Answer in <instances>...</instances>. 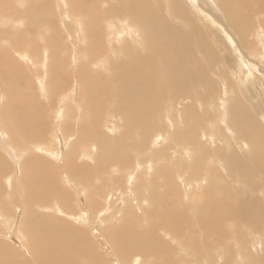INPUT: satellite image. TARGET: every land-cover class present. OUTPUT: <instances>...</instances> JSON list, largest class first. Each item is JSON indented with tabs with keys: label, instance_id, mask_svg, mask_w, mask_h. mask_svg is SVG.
<instances>
[{
	"label": "bare ground",
	"instance_id": "bare-ground-1",
	"mask_svg": "<svg viewBox=\"0 0 264 264\" xmlns=\"http://www.w3.org/2000/svg\"><path fill=\"white\" fill-rule=\"evenodd\" d=\"M88 1L89 0H69L68 2H71L72 4L70 3L69 11H67V12L72 11V12H78V13H85V11H86L85 3ZM117 1L121 4V8H118L117 10H115L113 12L110 11V9L99 10L98 2L103 3V0L97 1V2L93 1L94 6H91L92 8L87 9V12L98 9V12H100L102 14V18H101L100 23H99L100 28H103V22L104 21H105V25L107 27L106 32L99 33L97 35L91 34V36H93V37L96 36L95 40H96L98 48H99V40H103L101 50L104 53L100 52L101 50L99 52L102 54H98L99 52L95 53L96 55H100V59H98V62L100 63V65L105 66L106 63L110 62L109 54H110V56L115 55V53H113L114 47L111 45H113L112 42L118 43L117 42L118 36L116 37V40H115L116 35H119L120 43H123L124 42V39L122 37L123 34H127V33L134 34V33H136V35H132L131 42H130L131 45L129 46L130 48L128 47L129 49L127 50V55H126L127 59H125V61H121V59H122L121 58L120 64L117 66L119 69V72L121 74V75L117 74L119 83H122L125 86L127 85L128 86L127 88L130 89L131 96L135 100H137L136 103L131 104L132 106H120V108H118V111L120 112V114L121 115L123 114L122 120H127V127L126 128H128L129 131L132 132L131 133V140L134 139L136 136H139L140 133L144 130L143 125H141L140 122L136 123V122L132 121L134 118H136L135 117L136 114L134 111L135 110L137 111L138 109L143 108L141 106L143 101H144L143 102L144 104L148 105L147 99L149 97L151 98L154 95H157L160 90L163 91L164 89H169V91H170L172 89H175L176 94L175 93L174 94L177 96H180V97L189 96V98H190V96L192 94L193 97H195L197 100H199L198 99L199 98V92L197 91V88H199L200 86L205 84L206 81H208L207 85H211L213 80H210L211 78L208 77V72L204 68H202L201 58L198 56L203 54L204 56H206V58H211V59H212V57H217L216 56V50H213V49H216L217 47H219V49H220V46L222 43L225 46L226 45L225 38H227L228 36H229L228 37V45L231 49V56L233 58V61H230L228 63L232 64V67H234V69H235L234 74H233V72L230 71L231 67L228 66V63H227L230 74L236 75V77H237L238 73L242 72L243 76L242 77L239 76V78L237 79V83L240 82L241 84H243V81L248 82V86H253V88H254V84L257 82L260 89L264 90V54L258 55V53L255 52L256 50H259L262 48L264 49V44H262V42L264 40V34H262V36L259 39H256L257 41L256 40L254 41L256 46L253 45V47H252L250 44L246 43L245 38H243L242 44L244 46H242V44L239 43L237 40L239 38L236 39L228 27V22L231 24L230 20H233L234 24L238 25V26H240L241 23H245L247 21L246 17H244V12H245V8H246L245 2L247 3V0H160L159 3L152 2L151 0H117ZM214 1L217 5L214 4ZM60 2H61V0H60ZM63 4L64 3H62V5ZM215 6H216V8H215ZM14 8H16V7H14ZM6 9H7V7H6ZM12 10H14V9H12ZM60 10H62V9H60ZM105 12H107V13L104 16ZM164 12L167 13L168 16H170V14H172L174 17H177V18L180 17L181 20L184 18L190 26H192V25L190 24L189 16H192L194 20L197 18V21H199L203 27L201 25L199 28H194L192 26V27H190L192 29L190 31H187V32H186V30L184 31V30H181L179 28L177 31H175L171 28H177V26H176L177 24L176 25L171 24L170 17H167V15L164 14ZM114 14L115 15L119 14L120 16H117V18H116L114 16ZM49 15H50V13H49ZM95 16H96V14H95ZM124 16H128L129 21H127L124 18ZM238 17H242L243 19L241 21H238L237 20ZM82 18L84 19V16ZM76 19H78V18H76ZM48 21H50V20H48ZM133 21L135 22V24H133L134 23ZM171 21H173V20H171ZM2 22L7 23L8 19H4V20H2ZM74 23H77V22H74ZM37 24H39V23L37 22ZM27 25H29V24H27ZM114 25H117L120 28H114ZM74 26H78V25H74ZM78 27H81V25ZM82 27L84 28L85 26L82 25ZM86 27H88L87 29H89V22L88 21H86ZM70 28H73V27H70ZM30 29H33V28L30 27ZM117 29H119V32L116 31ZM183 29H185V28H183ZM15 30H13V31H15ZM211 31H218V32L212 33V36L210 37L212 42L210 44V43H208L207 39H205V37L208 38V40H209V36H210L209 32H211ZM240 31L243 33L242 30H240ZM98 32H100V31H98ZM114 32L116 33V35ZM192 36H195V38ZM200 36H203V37H200ZM197 37H199V41L196 40ZM16 38H18V37H16ZM49 40L52 41L51 38H49ZM90 40L91 39H89V42H90ZM103 43L106 45H103ZM132 44L134 47L132 46ZM191 44H193V46H191ZM212 44L217 46V47H214ZM254 46H255V48H254ZM61 48H63V47H61ZM61 48L59 47L60 50H61ZM253 48H254V50H252ZM44 50H45V48H44ZM85 50H90V49L87 48ZM217 50H218V48H217ZM65 51H66V49H65ZM34 52L35 51H33L32 53L34 54ZM140 52H141V54H140ZM88 53H90V52H88ZM123 53H124V51H123ZM250 53H253V54L250 55ZM36 55H39V54H35V57H36ZM90 55H91V53H90ZM92 55L95 56L94 54H92ZM78 56H79V54H78ZM84 56H86V55H84ZM112 56H111V58H113ZM19 57H22L25 64H28V63L30 64V62L32 61V58L29 57L25 51L19 52L18 53V60H19ZM59 58H61V57H59ZM86 58H87V56H86ZM91 58H95V57H90L89 58L90 61H91ZM16 59H13L11 57L10 53H8V52L3 54L0 57V69H4V70H16L17 69V71H15V72H19L21 70V67H20V65L18 66L19 63L17 62ZM116 60H118L116 62L118 64L119 59H115V61ZM44 61H46V58L45 59L41 58V61H38V62H41V65H42V63ZM93 61H96V59H94ZM38 62H36V64ZM46 62H48V61H46ZM83 64H85V62ZM189 64L193 65L192 67H194V72L191 69L190 74H186L187 70H188L187 68H189ZM31 65H35L34 61L32 62ZM61 65H62V63H61ZM87 65H88V63H87ZM42 67H43L42 68L43 70L41 69L42 71H39L40 72V73H38L39 75L36 76V79L38 80L37 84L40 85V86L38 85L39 86L38 90L43 94L41 96H44L45 98L47 97V94H48V100L50 101V103H52V101L54 100V102H55V99H56V98L53 99V96L57 97V95L56 96L54 95V92H60V91H58V90L55 91L53 89L55 86V85L54 86L52 85V84H54L53 79L51 81L52 84L49 82L50 87L52 86L53 88H50V87L47 88L48 84L46 86V83H45V82H47V80H46L47 79L46 64L42 65ZM49 67H51V65H49ZM101 67H103V66H101ZM95 70H96V72H98L100 70V68H99V70H97V68L94 69V71ZM55 71H54V73H56ZM83 71H86V74L88 73V76L86 74H82ZM96 72H93V73H96ZM10 73L14 74L13 72H10ZM21 73H19V75H21ZM51 73H53V72H51ZM59 73L61 74V72H59ZM66 73H69V72H66ZM78 73H79V76L81 79L85 78V76L89 77L88 78L89 80L95 79L96 81H94L93 83L96 86L102 87L104 89L107 88V85H106V82L104 81V78L101 77V75H100L99 77L101 79H97L96 78L97 75L94 77L88 68H85V70L83 69L81 72L78 71ZM15 74H17V73H15ZM98 74H100V73H98ZM23 75H24V72H23ZM55 75H58V74H55ZM4 76H8V75L5 74ZM53 77H54V75H53ZM71 77H73V76H71ZM8 78H11L10 74H9ZM14 79H15V77H14ZM57 79H59V78H56V80ZM71 79H73V78H71ZM88 79L87 80L85 79V80L88 81ZM15 80H17V79H15ZM56 80H55V83L58 82ZM24 81L25 80H23L22 83ZM26 81H27V79H26ZM69 81H70V79H69ZM14 82L16 83V81H14ZM89 83H91V82L89 81ZM89 83H87V82L85 83V81H82V83H80L81 85L78 86L79 92L81 91V89L85 90L83 92L81 91L82 93H78L76 84L75 85H71V84L69 85L67 82L65 83V85L62 88L63 91L61 89V91H62V92H60L61 93V97H60L61 100H59V99L56 100V101H58V104H57L58 108L55 111L52 109L56 113L55 121L57 120L56 121L57 123H56V125L54 124L52 127H49L50 125L48 126L49 129L53 128V131L51 134V136H52L51 140H53L54 146H47L46 143L42 141L44 139L43 134L47 133L46 130H44V131H46L44 133L39 132V131L38 132H32V130H31L36 125H39L41 127L43 125L47 126V123L49 122V121L47 122V120H50V123H48V124H51V118L53 116L50 114H49L50 116L48 115V113H50L48 111L51 109L49 108V110H48L46 108L48 111L42 112V110L44 108L42 109V107H40L41 106L40 104H39L40 108H38L37 105H38V103L42 104L43 101L42 102L37 101L36 102L37 105H35L34 104L35 102H33L34 99L32 98V100H33L32 101L29 98L31 96L30 92H32V91L31 90L29 91L27 88L26 89L29 91L28 93L30 94V96L28 93H27L28 95H26L27 90H25V93H23L24 91L18 89L19 91H21V94L23 93V96L20 94L23 97L22 100L25 98L24 96H28V99L23 100V101L18 100L20 98V97L18 98V96H20V95L17 94V89L13 88L12 91L9 88L4 89L5 94L9 98V102L4 106L3 109H0V132H3V133L6 132L7 135H6V137H4L5 139L10 137L8 134V132H10L9 131L10 127L7 123L9 117L11 118L9 120H12V119H13V121L15 120V122H16L15 125H17L19 127H21L23 125L22 131L24 130L25 132H27L25 134H23L24 131H23V133L20 132L19 134L22 133L23 136L18 137V134H16V133H18L19 128L17 129V126L15 128L14 127L15 125L13 124L14 128H11V129H14L15 135L12 136V139L14 140V143H16L18 145L22 144V146H21L22 148L18 149V147L14 146V144L12 143L14 146V149H13L14 151L9 150L10 147L7 148V150L9 152H17L18 153V159L20 160L19 161V171L21 172V174H22V169H24V171L28 169V171H27L28 173L23 172L25 175L23 177V182H22L23 184H21V185H24L25 187L23 186L22 190L25 189L24 192H26L25 193L26 197L28 196L26 198V199H28V201L37 203L36 204L37 209H34V207H32L30 205L28 207H26L27 209L24 210L23 217L20 216L21 222L24 221L23 224L21 223L22 224V226H21L22 230H20V227H18L19 230H18V232L17 231L16 232H17V234H19L21 236H24V237L26 236L27 246L24 243H22V244L20 243L23 241L22 239H20L22 241H20L19 243L21 245L24 244V246L27 247L26 248L27 251L24 249L25 252H28V251H30V253L34 252V254L38 257L41 264H77V262H75V261L78 258L72 256V254H75L74 251L76 252L80 248H83V252L81 251L82 254L83 253H89V254L92 253L90 251H85L84 246L77 240V239H79V236L81 238L84 236L83 232H80L76 229H75V231L70 232L71 227L69 225H64L61 227L59 226V228H57V227L55 228L56 221L59 217L57 219H56V216L51 218L50 214H54L55 213L54 211H56V210L55 209L49 210L50 205L45 204L46 202H44V201H46L53 194H55V193L52 194V191H51V193H50L51 196L49 198H47L49 196L47 191L50 192V190H45V189L48 187H51L52 186L51 183H54V184L57 183L58 184V182H57L58 174L47 173V170L50 169L51 171H54L56 168L59 169V168L64 167V169H66L67 171L70 172V174H71L70 176L74 178L75 182H80V180L85 181V182H91V180H93V181L99 180V184H100L102 174H105V173H106V175L111 174L112 172H114L116 170L115 166L118 165L116 162L113 163L109 157H111L113 154V150L115 149L114 145H115V141H116V136L113 137L114 135H111V134L117 133L119 131V129H116L115 132L113 133V130L108 129V122L109 121H107V120L108 119L116 120V119H119V116H117L118 114L113 115V116L110 114H107L108 118L106 120H104L105 117L103 118L104 115H102V109L104 111L106 110L108 100L105 99V97H104L103 100L100 99V101H101L100 103H97L96 97H99V95H96L93 92V88L88 85ZM24 84H27V82L26 83L24 82ZM14 85H12V87H17L18 82H17V85H15V86ZM28 85H29V83L27 84V86ZM27 86H25V87H27ZM41 86H42V88H40ZM213 86H214V82L209 88V91H210L209 92L210 93L209 101L210 102L207 101V105L210 108L215 109V111H216V113H212V116L211 117L209 116V118L207 120V123L208 122L211 123V124L208 123L209 124L208 126H210V128L212 126V129H209L207 127V124L204 126L203 124H200V122H198L199 125L194 127L195 133L193 135V138L190 139V141L193 140V142H195L196 144L197 143L198 144L202 143L204 145L207 144V146L209 145L208 147L212 148V149L209 148V149H211V152L209 151L210 154H209V152H207L209 154V157L207 156L205 164H203V165H207V168H204V167L201 168L203 171H209L211 168L210 172L212 173L211 174L212 177L211 178L207 177L211 180V182L208 179L205 180V179L201 178V180H200L201 185H200L197 183V181H194L195 179H187V180H185L186 181L185 185L184 184H183L184 186L181 185V187L183 186V192H182L181 190L178 189L177 185L174 183L177 180L176 179L170 180V184L165 183L164 185H166V184L167 185L163 186V187H167L165 190L166 192L164 191L165 192L164 195L154 194L153 201H154V203L157 204V206H156V204H154L156 206V208H154L152 210L151 209L148 210L147 206H143L144 204L148 203L147 200L145 201L143 199H139V201H136L137 198L134 195L136 193V191H134V189L137 188V185H138L137 182H138V179L141 177V175H143V174L147 175L148 172L149 173L151 172L152 164H153L152 159L153 158L155 159V157H156L155 154L157 153V151H155V150L159 149L161 146L160 145L161 143L159 144V143H155V142L157 141V139H160V140L163 139L162 133L163 132L165 133L166 127L168 128L170 126V128H171V125H173V126L175 125L174 120H175V122H177L175 117L179 111L178 110L179 101H176L177 103H175V102H172L174 100L171 99V96H173L174 94L172 93L173 95H169V92H168V93H166L167 94L166 95V94L160 92L162 94L161 95L162 98L166 97L165 111H164V114L161 115V111H159V110H160V108L164 107V105H162V107H161L160 104L158 106V109H155V110H157V113H158L157 115H159V114L161 115V116H157V117L158 118L160 117L162 119V121L164 120V122L167 125L164 123L165 124L164 128H160V126H159V127H156L154 129V132L153 131L147 132L146 135H144L145 139L148 138L146 140L147 142L144 141V139H143V141L141 140L142 143L140 142L141 144L138 146V148L135 150L133 149L134 153H135L134 157L136 159H135L133 164H130V161H128L129 164L124 168V170L127 173L126 172L121 173V176L124 178V181H125V188H127V189L123 192H120L121 190L118 192V194L121 193L120 197H122V201L120 203H123V205H124L123 210L120 209V211H119V216L120 217L123 216V217H121L122 221L121 220L117 221L113 227H111V225H109V224L105 226V232H106L107 236L110 238V240L112 241L113 247L115 248V250L119 254L120 258H118L119 259L118 262L120 261L121 264H136L133 261V258H134L133 256L136 254L138 256H140V264L148 263L149 261L146 262V261L141 260L142 255L140 253H142L143 256L148 254L154 258L155 257H157L158 259L162 258V261L160 260V262H158L159 264H181L180 262H174L173 260H171V261L168 260V257H170L169 254L171 253L170 251H172V249H170L168 246L162 244L161 241H159L160 238L158 237L157 233L160 231L165 232L164 234H170V235L172 234L176 237L180 236L182 238V241L179 243L177 249L180 252H184L186 254L187 252H185V249L189 248L188 253L190 254V257L192 259V262L187 261L185 264H198L197 263L198 260H200L202 262V264H212L213 261H211L209 258L211 256H215L214 254L217 251V249H216L217 247L214 248L215 245H218V244L220 245L221 242L225 243L226 240L223 239L224 237H227L229 239V241H232V243L235 242V249L231 245L232 247L230 246L231 248H229L227 250L229 255H231L232 252L235 255V259L232 260V257H231V261L228 264H232V262H234L237 259L236 258L237 256L239 257V260L241 261V263L243 260L245 262L248 261L250 264H264V256L262 258H253V257L248 256L246 254V245H243L244 240L250 239V235L248 232L253 231V229L256 230L257 232H260V233H262V231H264V227L263 228H254V226H257V224L259 222H262L264 220V203H263V200H264V186H263V184H264V124L261 123V121H260L261 119L264 120V108H263L264 107V101H262V98L259 97L258 94L257 95L254 94L255 95L254 98L246 99L245 96L243 95V93L241 92V88H243V86L238 85V88H237V86L235 85V83L232 80L227 85H222L221 87H218V88H212ZM59 87H60V85H59ZM158 88H159V91L156 92ZM189 88H195L196 90H193L192 91L193 93H192L189 90ZM21 89H22V87H21ZM89 91H91V92H89ZM104 92H107V91H104ZM81 94L85 96V102H86L85 107L87 109L89 108L92 112L93 111L98 112V114L94 118L93 123L90 122L86 126L83 122V118L85 116V113L83 115L82 105H81L82 102L80 103V100H79L80 99L79 95H81ZM34 95H33V97H34ZM157 97H159V96H157ZM17 100H18V102H16ZM37 100H39V97L37 98ZM40 100H41V98H40ZM43 100H45V99H43ZM67 101L72 103L70 105H72L76 108V113L74 114V117L72 116L73 117V120H72L73 127L71 129H69L68 133H70L71 130H75V131L73 133L65 135L64 134L65 131L61 130L60 125L64 122L65 123L70 122L68 115L67 116L64 115L65 108L63 106H65L66 103H68ZM17 103H18V105H17ZM63 103H64V105H62ZM49 105L50 104H48V107H50ZM60 105H62V106H60ZM67 105H69V104H67ZM259 105H261V107H259ZM43 106H45V105H43ZM51 106H53V107L56 106V103L55 104L52 103ZM46 107H47V104H46ZM133 107H135V110H132ZM21 108L26 110L27 113L35 112V115L30 116V115H26V114H21V112H20ZM69 108L70 107H68V109ZM71 108H73V107H71ZM71 108H70V110H72ZM33 109H34V111H33ZM54 109H56V108L54 107ZM70 110H68V111L70 113L71 112L73 113V111H70ZM149 110H151V109H149ZM153 110H154V108H153ZM146 111H148V110H146ZM69 112L68 113L65 112V113L69 114ZM152 112H154V111H152ZM173 112H177V113L175 115H173L172 114ZM51 113H52V111H51ZM140 114L141 113L139 112V115ZM152 114H154V113H152ZM18 117H22V118H18ZM52 119H54V118H52ZM137 119H138V117H137ZM130 122L132 124L131 127H129ZM70 125H71V123L69 124V127H70ZM41 131H43V130H41ZM123 131H125V132H123ZM123 131H122L123 134L128 133V132H126V130H123ZM173 134H174V132H173ZM174 135H176V134H174ZM45 136H47V135L45 134ZM74 136L76 138L79 137V139L74 140V143L70 144L69 142H70L71 138ZM87 138L94 140V141L89 143L90 146L85 144V143H87L85 141ZM123 138H125V137H123ZM123 138H121V140ZM45 140H46V137H45L44 141ZM117 141H119V140H117ZM122 141L126 142L125 140H122ZM122 141L120 144H122ZM136 141H138V140H136ZM27 142H29V145L27 144ZM83 142H85V143H83ZM94 142L97 144L98 147H96ZM195 143H193V144L195 146H197V148H198V145H196ZM25 144L27 145L26 147H25ZM57 144H60V145L68 144V146L69 145L70 146H69L68 150L63 153V151H61V152L59 151ZM77 144H85L84 149H82L80 154H79V156L81 155L79 157V159L83 158L84 160L80 161L79 163H77L73 160L74 152H76V150H72V147H74L75 145L77 147ZM118 144L119 143L116 142V146ZM125 145L127 147L130 145V143H126ZM188 145L189 144H186V147L184 148V150L189 149L187 147ZM190 145H192V143ZM194 145H192V146H194ZM123 146L124 145H121L120 147L123 148ZM183 146H185V145H183ZM207 146H204V147H207ZM243 146H245L246 149H243L242 148ZM221 147H225L226 149H224V148L220 149ZM116 148H117V151L119 150V152H120V149H118V147H116ZM133 148H135V147H133ZM192 149H194V148H191L190 150H192ZM98 150L101 153H103V156L106 158L101 160L100 157H102V156H100L98 154L99 153ZM196 150H198V149H196ZM229 150H231L230 154H228ZM4 151L5 150H3V152ZM192 151L194 153L195 150H192ZM219 151L220 152L224 151L225 153L227 152V154H225V153L220 154L221 155V161L226 166L225 169H222L223 171H225V174L222 173L219 168H217V169L220 172H217V169H216V172H215V170H214V172H212L213 171L212 168L214 169L215 167L214 166L211 167V165L214 164L215 166L222 167V163L220 162V160H218V158L220 156ZM190 152L183 151L182 155L188 153V157H189V155L191 154ZM131 154H133V152ZM165 154H167V152ZM9 155H7L8 159H9ZM167 155H170V154H167ZM191 155H193V154H191ZM14 156H16V155L14 154ZM10 157H11V155H10ZM140 158H141V160H140ZM156 158L158 160L160 157L158 156ZM196 158H197V156H196ZM15 159L17 160V158H15ZM126 159H128V157ZM242 159L254 161L253 163H255V167L260 171V174H261V178H260L259 182H257V180L254 179V174L252 172L250 173V171L248 170L247 167H250L249 165L247 166L248 163L246 161L245 162L247 164L244 163V161H242ZM10 160H12V159H10ZM86 160H92L93 164L88 163L89 161H86ZM172 160H174V163L176 164L178 159L177 160L172 159ZM53 161H59L60 165L57 166L56 164H54L55 162L53 163ZM187 161H189V160H187ZM193 161H194V159L190 163H192L191 165L195 166V164H193ZM198 161H199V163H201L200 159ZM178 163H181V162L178 161ZM158 164L159 163H157V165ZM170 164H171V162H170ZM173 164H171V165H173ZM5 165H6V162H5L4 166ZM178 165H180V164H176V166H178ZM181 165H183V163H181ZM197 165L200 166L199 164H197ZM208 165H210V168L208 167ZM1 166H3V165H1V160H0V168H1ZM6 166H8V165H6ZM6 166L4 167V169H6ZM15 166H17V165H15ZM117 167H120V166H117ZM123 167L124 166H122V168ZM181 167H183V166H181ZM142 168H144V169H142ZM169 168H167L166 170H168ZM185 168L186 167H184V169ZM196 168H198V167H196ZM208 168H209V170H208ZM1 169H3V168H1ZM140 169H142V170L138 171ZM164 169H161L163 171V175H164L163 177H165L166 173H168L169 170H172V169H169L168 171L165 170L166 173L164 174ZM250 169H252V168H250ZM16 170L18 171L17 168H16ZM197 170L198 169H196V171ZM17 171H15V172H17ZM180 171H182V170H180ZM196 171H195V169L193 170L194 173H197ZM154 172L156 173L157 169L154 170ZM198 172H199V170H198ZM17 173H19V172H17ZM219 173L220 174L222 173L221 175L225 176V177L223 176L224 179L227 178V180H224V182L227 181V183H226V186L223 188L219 185V181L221 180V176L219 175ZM13 174H14V172H13ZM125 174H126V176H128V178H129L128 180H130L131 182L130 181L128 182L125 179ZM160 174H162V173H159V176H160ZM172 174H174V173H172ZM176 175H178V174H176ZM201 175H203V174H201ZM21 176H23V175H21ZM155 176H156V174H155ZM28 177H29V179L27 180ZM165 178L167 179V178H169V176L165 177ZM165 178H163V179H165ZM178 178L180 179V177H178ZM153 179H151V180H153ZM166 179H165V182L167 181ZM154 180H153V182H154ZM132 181H134V184ZM178 182H179V180H178ZM180 182H181V180H180ZM9 183L11 184L12 182H9ZM16 183H18V181ZM20 183H21V181L19 182V186H20ZM188 183H191L192 185H190ZM57 184H55V185H57ZM93 184H95V183L93 182ZM93 184H91V186ZM243 185L246 186V190H244L242 188ZM77 186L79 187V189L83 188L80 186V184H77ZM97 186L98 185H96V187ZM159 186H161V185H159ZM98 187H100V186H98ZM156 187H158V186H156ZM19 188L21 189L22 187H19ZM59 188H60V186H59ZM151 189H153V188H151ZM59 190L56 189V193ZM94 190H96V189H94ZM94 190L92 189V191H94ZM89 191H91V189ZM104 191H105V193H103L105 196L104 198H106L109 195H110L109 197L112 198L113 193L116 192V189L113 190L112 188H107ZM0 192H2V191H0ZM53 192H55V189ZM88 193H90V192H88ZM152 193H154L153 190H152ZM0 194L2 195V193H0ZM4 194H6V192H4ZM47 194H48V196H47ZM259 194L262 197H259ZM7 195H9V194H7ZM198 195L204 196L202 204H199L197 202V200H194L195 199L194 197H198ZM3 196H1V198ZM4 198H2V199H4ZM62 198H63L64 204L70 203V200H67L65 197H62ZM124 198H125V200L129 199L131 201V203L133 202V205L130 207L129 203L126 204V202H128V201H124ZM182 199H184V200L186 199L187 201L189 200V202L193 204V208L196 207L194 216L189 215L191 213H184L185 211L183 212V209H181V206H183V207L186 206V203L181 204V201H183ZM51 201H53V200H51ZM51 201H49V202H51ZM89 201H90V203L91 202H93V203L97 202L93 197H89L88 202ZM1 202L2 201H0V203ZM6 202H7V200H6ZM6 202L2 204L3 208L7 207V205L10 208L12 206V204H11L12 201L9 202L11 204V206L9 205V203H6ZM58 202H60V201H58ZM116 203H118V202L116 201ZM32 204L33 203H31V205ZM104 204H105V201H104ZM126 205H128L129 208H127ZM2 206H1V209H2ZM120 206H121V204H120ZM54 207H55V205H54ZM58 207L59 206H57L56 209L62 208V207L61 208H58ZM103 208L108 209L105 206H103ZM104 209H102V210H104ZM9 210H11V209H9ZM136 210H138V211H136ZM3 211H4V209H3ZM191 211H192V208H191ZM56 213L58 214V210ZM18 215H16V218H18ZM68 215H69V213H68ZM83 215H85V214H83ZM38 216H40V217H38ZM66 216H64V217H66ZM80 216H81V214H76L74 216H71V218H73L77 221H81ZM0 217H1V214H0ZM109 217H111V216H109ZM254 217H255V219H254ZM58 220H60V218ZM6 221L4 220L5 223H6ZM10 221H12V220H10ZM61 222H63V221H61ZM7 223H9V221ZM144 223H146V226H144V228H140ZM61 224L63 225L64 223H61ZM17 225H20V224H17ZM16 232H14V233H16ZM14 233H12V236ZM204 235H205V237H203ZM6 236L7 235L5 234V237ZM12 239H14V237H12ZM4 242H7V241H4ZM2 244H3V246L0 245V248H1L0 252H2V255L1 254L0 255L2 257H4L5 256L4 253L6 254V252H8L9 250H8V248H7L8 246H6V244H4V243H2ZM181 244H183L185 246V248H183ZM10 246L11 245L9 244V247ZM20 248H21V246L19 247V249ZM23 248L24 247H22V249ZM44 250H45V252H44ZM225 250H226V248H225ZM252 252H255L254 246H253ZM218 253H220V252H218ZM229 255H227V257H229ZM6 256H7V254H6ZM18 257L24 259V257H20V255ZM181 257H182V255H181ZM13 258H14L15 263L19 264L16 261L15 257H13ZM178 258H180V257H178ZM1 260H2V262L4 261L3 263H6L5 262L6 260H4L3 258ZM150 260H152V259H150ZM116 261H117V259H116ZM181 261H183V260L181 259ZM205 261H207L208 263ZM101 262L103 264H108L107 261L104 260L103 258L99 259L97 261V263L95 261L93 264H101ZM144 262H146V263H144ZM226 262H228V261H226ZM7 263L13 264V261L11 260V261H8ZM155 263L157 264V261H155L153 264H155ZM20 264H23V262ZM235 264H237V263H235Z\"/></svg>",
	"mask_w": 264,
	"mask_h": 264
},
{
	"label": "rangeland",
	"instance_id": "rangeland-1",
	"mask_svg": "<svg viewBox=\"0 0 264 264\" xmlns=\"http://www.w3.org/2000/svg\"><path fill=\"white\" fill-rule=\"evenodd\" d=\"M68 1L69 0H61V2H60V0H52V1L51 0H16V1L15 0H0V57L3 54L8 52V53H10V55H11V57L13 59L17 58L16 60L19 63L18 66L20 65V67H21V70L19 72H15V71H17V69L16 70L0 69V109H3L4 106L9 102V98L5 94L4 89L9 88L12 91L13 88H15V89H17V94L18 95L21 94V91H19V90L24 91L23 93H25V90H27V89L29 91L31 90L33 92V93L30 92L31 96L28 93L29 92L28 90L26 91V95L29 94V96H30L29 98L31 100H32V98L34 99V101L33 100L32 101L35 102L34 103L35 105H37V103H36L37 101H39V102L43 101L42 104L38 103V105H37L38 108H40V107H42V109L44 108L42 110V112L48 111L49 108H50L51 110L48 111V112H50V113H48V115L50 114V115L53 116L52 118H54V119H52L50 117L51 118V124H48V123H50V120H47V122L49 121L48 123L46 122L47 126L43 125L41 127L39 125H36L31 130H32V132H38L39 131V132H43V133L47 131V133L43 134L44 135V139L46 137V140L44 141V139H43L42 141L45 142L47 146H54L53 140H51V137H52L51 134H52L53 128L49 129L48 126L50 125L49 127H52L54 124L56 125V123H57L56 122L57 120L55 121L56 113L54 112L58 108V106H57L58 101H56V100H58V99L61 100L60 99V97H61V93L60 92L63 91L62 88H63V86L65 85L66 82L69 85L70 84L71 85H75L76 84L77 90H78V86L81 85L80 83H82V81H85V83L86 82L89 83V81H90L91 83H89L88 85L93 88V92L96 95H99V97H96L97 98V103H100L101 102L100 99L103 100L104 97H105V99L108 100L106 110L104 111L102 109V115H104L103 118L105 117L104 120H106L108 118L107 114H110L112 116L118 114L117 116H119V119H116V120L108 119L107 120V121H109L108 122V129L113 130V133L115 132L116 129H119V131L117 133L111 134V135H114L113 137L116 136V141H115V145H114L115 149L113 150V154H112L111 157H109L113 163L116 162L118 164V165L115 166V169L117 171L115 170L116 172L114 171V172H112L109 175L108 174L106 175V173L102 174V178L100 180L101 182L99 184V180L98 181L97 180H94V181L91 180V182H85V181L80 180V182H75L74 178L70 176L71 175L70 172L67 171L66 169H64V167L59 168V169L56 168L54 171H51L49 169L50 171L47 170V173L58 174V177H57L58 184L55 183V184H57V185H55L54 183H51L52 186L45 189V190H50V192L47 191V193L49 194V196L47 194V196H48L47 198H49L51 196L50 195L51 191H52V194L53 193H55V194H53L54 196L52 195L49 199H47L44 202H46L45 204L50 205V207L48 206L49 210H52V209L56 210V211H54L55 212L54 214H50L51 218H53L54 216H56V219L58 217L60 218V220H58L59 218L57 219L55 228L56 227L59 228V226L61 227V226H64V225H69L71 227L70 232H73L76 229V230L84 233V236L82 238L79 236V239H77V240L84 246V250L85 251H90L92 253L91 254H89V253H83L82 254L83 248H80L79 249L80 251L79 250H77L76 252L74 251V253L77 256L75 254H72V256L78 258L75 261V262H77V264H93L95 261L97 263V261L99 259H102V258L104 260H106L108 264H121L120 261L118 262V260H119L118 258H120V256L117 253V251L115 250V248L113 247L112 241L110 240V238L107 236V234L105 232V226L106 225L109 224V225H111V227H113L114 224L117 221L121 220L122 219L121 217H123V216H121V217L119 216V211H120V209L123 210L124 205H123V203H120L122 201V197H120L121 193L118 194V192L120 190H121L120 192H123L127 188H125V181H124V178L121 176V173L122 172H126L124 170V168L129 164L128 161H130V164L134 163V161L136 159L134 157L135 156L134 150L137 149L138 146L142 143L141 140L143 141V139H144V141H146L148 139V138L145 139L144 135H146L147 132H152V131L154 132V129L156 127H159V126H160V128H164L165 127L166 123L164 122V120L162 121V119L160 117H159L160 119L157 117V116L163 115L164 111H165V104H166L165 100H166V97L162 98V96H161L162 94L161 93L166 94V93L169 92V95H173L174 93L176 94V92H175L176 90L172 89L173 91L172 90L169 91V89H164L163 90L164 92H163L162 90L159 91V88H158L156 92L159 91V93L157 95H154L153 97H151V98L149 97L147 99L148 105L144 104L143 103L144 101H143L142 104H141V106L143 108H140L137 111L135 110V107H133L134 109L132 108V110H135L134 112L136 114L135 115L136 118H134L132 121H134L136 123L140 122L141 125H143V129L144 130L140 133L139 136H136L134 139L131 140V133L132 132L129 131L128 128H126L127 127V120H122V115L123 114L122 115L120 114V112L118 111V108H120V106H132L131 104L136 103L137 100H135L131 96L130 89L127 88L128 87L127 85L125 86L124 84L119 83L117 74H119V75H121V74H120L119 69H118L117 66L120 64V59L121 58H122L121 61H125V59H127V56H126L127 55V50L130 48L129 46L131 45L130 42H131L132 35H136V33H134V34H132V33L123 34L122 37L124 39V42L120 43L119 35H116V33L114 32L115 35H116L115 36V40H116V37L118 36V40H117L118 43L112 42L113 45H111V46L114 47V52L113 53H115L114 56L115 57L117 56V57L115 58L114 56L111 55L113 57V58H111V56L109 54L110 62L106 63L105 66L104 65H100V63L98 62V59H100V55H96L95 53H98L101 50V46H102V41L103 40H99V48H98L96 40H95L96 36L93 37V36H91V34L92 35H95V34L97 35L99 33L106 32L107 31V27H106L105 21H104L103 22V28H100V24L99 23H100V20L102 18V14L100 12H98V9H95L93 11H88V12H87V9L92 8L91 6H94L93 5V1L97 2V1H102V0H89L88 2H86L85 3V6H86L85 13H78V12H72V11L67 12V11H69V7H70V3H71V2H68ZM151 1L155 2V3H159L160 2V0H151ZM62 3H64L65 5L64 4L62 5ZM214 4L217 5L215 3V1H214ZM245 4H246L245 6H246L247 9L245 8L244 17H246L247 21L245 23H241L240 26H238V25L234 24L233 20H230L231 24L228 22V27H229L231 33H233V35L235 36V38L236 39L239 38V39H237L239 43L242 44L243 38H245V42L250 44L253 47V45L256 46L254 41L256 39H259L262 36V34H264V0H247V3L245 2ZM6 7H7L8 10L6 9ZM14 7H16L17 9L14 8ZM98 8H99V10L110 9V11L113 12V11L117 10L118 8H121V4L117 0H103V3L102 2L101 3L98 2ZM215 8H216V6H215ZM12 9H14V10H12ZM60 9H62L63 11L60 10ZM49 13H50V15H49ZM106 13L107 12L104 13V16H105ZM95 14H96V16H95ZM164 14H166L167 17H170L171 24H175V25L177 24L176 25L177 28H171V29H173L175 31H177L178 28H179V29L184 30V31L186 30V32H187V31H190L192 29L190 27L193 26L194 28H199L200 25H201V23L199 21H197V18L194 20L192 16H189L190 24L192 25V26H190L188 24V22L184 18L181 20L180 17L179 18L174 17L172 14H170V16H168V14L165 13V12H164ZM83 16H84V19L82 18ZM114 16L117 18V16H120V15L119 14H116V15L114 14ZM76 18H78V19H76ZM124 18L127 21H129L128 16H124ZM4 19H8V22L7 23H3L2 20H4ZM242 19H243L242 17H238L237 18L238 21H241ZM48 20H50V21H48ZM171 20H173V21H171ZM86 21L89 22V29H87L88 27H86ZM37 22L39 24H37ZM74 22H77V23H74ZM27 24H29V25H27ZM133 24H135V22ZM74 25H78V26L81 25V27L74 26ZM82 25H84L85 27L83 28ZM30 27H32L33 29H30ZM70 27H73V28H70ZM114 28H120V27H118L117 25H114ZM183 28H185V29H183ZM13 30H15V31H13ZM240 30H242L243 33ZM98 31H100V32H98ZM116 31L119 32V29H117ZM213 32H218V31L209 32V35H210L209 36V40H208V38L205 37V39H207L208 43H210V44L212 42L210 37L212 36ZM16 37H18V38H16ZM192 37L195 38V36H192ZM200 37H203V36H200ZM228 37L225 38V41H226V45L225 46L221 42L222 44L220 46V49H219V47H217V46L212 44L214 47L218 48V50H217V48L213 49V50H216V56L217 57H212V59H211V58H206V56H204L203 54L198 56V57L201 58L202 68H204L208 72V77L211 78L210 80H213L212 84L214 82V86L212 88H218V87H221L222 85H227L232 80L235 83V85L237 86V88H238V85L239 86H243V88H241V92L243 93V95L245 96L246 99L254 98V96H255L254 94H256V95L258 94L259 97L262 98V101H264V94H263L264 90L260 89V87L258 86L257 82L254 84V88H253V86H248V82H244L243 81V84H241L240 82L237 83V79L239 78V76H241V77L243 76L242 72H239L237 77H236V75H231L230 74V71L233 72V74H234V70L235 69H234V67H232V64L228 63L230 61H233V58L231 56V49H230V47L228 45ZM49 38H51L52 41L49 40ZM89 39H91L90 42H89ZM196 40L199 41V37H197ZM104 43H103V45H106ZM262 44H264V40H263ZM132 46H133V44H132ZM191 46H193V44H191ZM242 46H244V45L242 44ZM255 46H254V48H255ZM59 47L60 48L63 47V48H61V50H60ZM44 48H45V50H44ZM87 48L90 49V50L92 49V50L91 51L90 50H85ZM254 48L252 50H254ZM65 49H66V51L68 53L65 51ZM22 51H25L27 53V55L32 58V61L30 62V64L29 63L25 64L24 60L22 59V57H19V60H18V53L22 52ZM33 51H35L34 54L32 53ZM123 51H124V53H123ZM88 52H90L91 55ZM100 52H103V51L101 50ZM100 52L98 54H102ZM255 52L258 53V55L264 54V49L262 48V49L256 50ZM35 54H39V55H36V57H35ZM78 54H79V56H78ZM83 54L86 55L87 58ZM92 54H94L95 56H93ZM140 54H141V52H140ZM252 54L253 53H250V55H252ZM59 57H61V58H59ZM90 57H95V58H91V61H90V59H89ZM41 58L42 59L46 58V61H48V62L44 61L42 63V65L46 64V71H47V79L46 80H47V82H45V83H46V86L48 84L47 88L50 87L49 82L52 84L51 81L53 79L54 80V84H52V85L53 86L55 85V86H54V88L52 86L50 88H53L55 91H57V90L60 91V92H54V95L55 96L57 95V97L53 96V99L54 98H56V99H55V102L53 100L52 103L53 104L56 103V106H54L56 109H54V107L51 106L52 103H50V101L48 100V94H47V97L45 98L44 96H41L43 94L38 90L40 85L37 84L38 80L36 79V76L39 75L38 74V73H40L39 71L43 70L41 62H38V61H41ZM114 58L115 59H119V63L118 64L116 63L118 60L115 61ZM94 59H96L97 62L93 61ZM33 61H34L35 65H31ZM36 62H38V63L36 64ZM84 62H85V64H83ZM61 63H62V65H61ZM87 63H88V65H87ZM227 63H228V66L231 67L230 71L228 69ZM49 65H51V67H49ZM101 66H103V67H101ZM192 66L193 65L189 64V68H187L188 70H187L186 74H190L191 69L194 72V67H192ZM82 68L84 70H85V68H88L91 71V74L94 77L97 75L96 76L97 79H101L99 77L101 75V77H103L104 81L106 82L107 88L104 89L102 87L96 86L93 83L96 80L95 79L89 80L88 79L89 77H86L85 75H84L85 78H83L84 80L81 79L80 76H79L78 71L81 72L83 70ZM96 68H97V70H99V68H100V70H99L100 72L99 71L96 72V70L94 71V69H96ZM54 71L56 73H54ZM10 72H13V73L15 72L17 74L14 73L15 74L14 75V74H11ZM23 72H24L25 76L23 75ZM51 72H53V73H51ZM59 72H61V74ZM66 72H69V73H66ZM93 72H96V73H93ZM19 73H21L22 76L19 75ZM98 73H100V74H98ZM5 74L8 75V76H4ZM9 74H10L12 79L8 78ZM55 74H58V75H55ZM82 74H86V71H83ZM12 75L17 80H15ZM53 75H54V77H53ZM86 75L88 76V73ZM71 76H73V77H71ZM56 78H59V79L56 80ZM71 78H73V79H71ZM26 79H27V81H26ZM69 79H70V81H69ZM85 79L86 80L88 79V81H86ZM23 80H25L24 81L25 83L26 82H27V84L29 83V85L27 86V84H24V82L22 83ZM55 80L58 81V82H56L57 84L55 83ZM14 81H16V83ZM12 82L15 85H17V82H18L17 87H12V85H14ZM207 83H208V81H206L205 84H203L202 86L197 88V91L199 92V98H198L199 100H197L195 97H193L192 94H191L190 98H189V96L180 97V96H177L175 94L173 96H171V99L174 100L172 102L177 103L176 101H179V106H178V110L179 111H178V113L177 112H173L172 113L173 115H175L177 113L176 114L177 118L175 117L177 122H175V120H174V124H175L174 126L171 125V128H170V126L168 128L167 127L165 128V133L164 132L162 133L164 140L163 139L162 140L157 139V141L155 142V143H159V144L161 143L160 144L161 145L160 148L155 150V151H157V153L155 154L156 157L159 156L160 158L158 160H157L156 157H155L156 160L154 158L152 159L153 160V164H152L151 172L150 173L148 172L147 175L146 174L141 175V177H140L141 179L139 178L138 182H137V184H138L137 188L134 189V191H136V193L134 194L135 197L137 198L136 201H139V199H143L145 201L147 200L148 203L145 202L146 204H144L143 206H147L148 210H150V209L152 210V209L156 208L157 204L154 203L153 196H154V194L164 195V193L166 192L165 190H166L167 187H163V186H166L167 184H170V180L176 179L177 181H175L174 183L177 185L178 189L183 192V186L186 183L185 180H187V179H195L194 181H197V183L200 184L201 178H203L205 180L206 179L210 180L207 177H210V178L212 177V175H211L212 173L210 172V170H211L210 165H208V167L210 168V170L208 168L209 171H203L201 169L202 167L207 168V165H203V164H205L207 156L209 157V154H210L212 148L208 147L209 145L207 146V144L206 145H204L202 143H199V144L197 143L196 144L195 142H193V140L190 141V139L193 138V135L195 133L194 127L199 125L198 122H200V124H203L204 126L207 124V127L209 129H212V126H211V128H210V126H208L209 125L208 123H210V122L207 123V120H208L209 116L211 117L212 113H216V111H215V109L210 108L207 105V101H209V99H210L209 88L212 85V84L211 85H207ZM59 85H60V87H59ZM25 86H27V87H25ZM21 87H22V89H21ZM40 88H42V86ZM61 89H62V91H61ZM189 90L192 92L193 90H196V89L195 88H189ZM81 91L83 92L85 90L81 89ZM81 91L79 92V90H78V93H82ZM104 91H107V92H104ZM89 92H91V91H89ZM23 93L21 94L22 96H23ZM32 94L33 95L35 94L34 97H33ZM21 95L18 96V98L20 97L18 100H22L23 97ZM79 96H80V99H79L80 103L82 102V104H81L82 105V113H83V115L85 113V116H84L85 119L83 118V122H84V124L86 126L90 122L93 123L94 118L96 117L98 112L97 111H93L92 112L89 108L87 109L85 107V103H86L85 102V96L82 95V94L79 95ZM157 96H159V97H157ZM24 97L25 98L23 100L28 99V96H24ZM38 97H39V100H37ZM40 98H41V100H40ZM43 99H45V100H43ZM18 100L16 102H18ZM67 102L68 103H66V105L63 106L65 108V112L68 113L69 112L68 110H70L71 107H73L75 110L73 108H71L72 110H70V111H73V113L69 112V114H66L64 112V115L65 116L68 115L69 120H70V122H66V123L64 122V123H62L63 125L62 124L60 125L61 126V130L66 132V133L64 132L65 135L73 133L75 131V130H71L70 133H68L69 129H71L73 127L72 120H73L74 114L76 113V108L74 106L70 105L72 103H70L69 101H67ZM39 104L41 105L40 107H39ZM46 104H47V107H46ZM48 104H50L49 105L50 107H48ZM67 104H69V105H67ZM159 104H160L161 107H162V105H164V107L160 108V110H159V111H161V115L160 114L157 115L158 114L157 110H155V109H158ZM17 105H18V103H17ZM43 105H45V106H43ZM62 105H64V103ZM62 105H60V106H62ZM68 107H70V108L68 109ZM152 107L154 108V110H153ZM259 107H261V105H259ZM21 109H20L21 114H26V115H30V116L31 115L32 116L35 115V112L27 113L26 110L22 109L23 110L22 111ZM149 109H151L154 112H152ZM146 110H148V111H146ZM33 111H34V109H33ZM51 111H52V113H51ZM138 111L141 113L140 115H139ZM152 113H154V114H152ZM137 117H138V119H137ZM18 118H22V117H18ZM9 119H11V118L9 117L8 118V122H7L9 127H10L9 128L10 132H8L10 137L5 139L4 137H6V135H7L6 132L5 133L0 132V160H1V165H3V166H1V168H3V169L0 168V185H1L0 187L2 188V189L0 188V191H2V192H0V193H2V195L0 194V199H1L0 201H2L0 203V214H1V217H0V235H1L0 236V245L3 246L2 243L6 244V246H8L7 247L8 250L10 252L7 250L8 251V252H6L7 256L4 253L5 256L4 255L3 256L5 258L1 256L2 252H0V254H1L0 258L1 259L3 258L4 260H6L5 261L6 263H3L4 261L2 262V260L0 259V261H1L0 264L1 263L2 264H8L7 262L11 261V260L13 261V264H16L13 257H15L16 261L19 264L22 263V262H23V264H41L39 259H38V257L34 254V252L33 253L32 252L30 253V251H28L29 253L25 252V250L27 251V249H26L27 247L24 246V244H26V242H27L26 236L24 237V236H21V235L17 234V232L19 230L18 227H20V230H22L21 226L24 223V221L21 222L20 216L23 217V212H24V210L27 209L26 207H28L29 205L34 207V209H37V207H36L37 203L28 201V199H26L28 196L26 197V194H25L26 192H24L25 189L22 190L24 185H21V184H23L22 182H23V177L25 175L24 173H28L27 172L28 169L25 170V171H24V169H22V174H21V172L19 171V161L20 160L18 159V153L17 152H9L7 150V148H9V147H10L9 150H13L14 146L18 147V149L22 148L21 147L22 144L18 145L16 143H14V140L12 139V136L15 135V132H14V129H11V128H14V127L16 128L17 125H15L16 124L15 120L13 121V119L12 120H9ZM260 121H261V123L264 124V120L261 119ZM70 123H71V125L69 127ZM22 126L21 127L17 126V129L18 128L20 129V130L18 129V133H16V134H18V137L19 136H23V134L27 133L24 130H23L24 131V133H23V131H22L23 127ZM131 126H132V124L130 122L129 127H131ZM41 130H43V131H41ZM44 130H46V131H44ZM123 130H126V132H128V133L127 134L126 133L123 134V132H125ZM20 132H22L23 134L22 133L19 134ZM173 132L176 135H174ZM45 134L47 136H45ZM120 137L121 138L125 137L127 140L125 138H123L122 140H125L126 142L122 141ZM76 139H79V137H77V138L75 136L72 137L69 143L73 144L74 140H76ZM117 140H119V141H117ZM136 140H138V141H136ZM85 141L87 143H85V142H83V143H85L86 145H89V143L94 141V140H91L90 138H87ZM121 141H122V144H120ZM116 142H118L120 145L118 144L116 146ZM12 143L14 144V146H13ZM126 143H130V145H129L130 147L129 146L126 147V145H125ZM191 143H192V145H194L193 143L198 145V148L195 145L194 146L190 145ZM27 144L29 145V142H27ZM68 144H62V145L57 144V147H58L60 152L63 151V153H64L65 151L68 150V148L70 146V145L68 146ZM85 144H77V147H76V145L74 147H72V150H76V152H74L73 160L75 162H77V163H79L80 161L84 160L83 158L79 159V157L81 156V155L79 156V154H80L81 150L84 149ZM94 144L96 145V147H98L95 142H94ZM186 144H189L187 146L189 149L184 150V148L186 147ZM121 145H124L123 148L120 147ZM183 145H185V146H183ZM26 146L27 145L25 144V147ZM204 146H207V147H204ZM116 147H118V149H120V152H119V150L117 151ZM133 147H135V148H133ZM191 148H194L192 150H195L196 152L194 151V153H193V151L190 150ZM209 148H211V149H209ZM223 148L226 149L225 147H221L220 149H223ZM242 148L246 149L245 146H243ZM196 149H198V150H196ZM3 150H5V151L3 152ZM183 151H185V152H190L191 151L190 153L193 154V155L190 154L189 157H188V153L182 155ZM132 152H133V154H131ZM166 152H167V154H170V155L165 154ZM207 152H209V154ZM221 153H225V152L224 151H221V152L219 151V155ZM230 153H231V150L228 151V154H230ZM6 154L7 155L10 154L11 157L9 155V159H8V156ZM14 154L16 156H14ZM98 154L100 156H102V157H100L101 160L106 158V157L103 156V153H101L100 151H99ZM225 154H227V152ZM13 156L15 158H17V160ZM126 156L128 157V159H126L127 158ZM196 156H197V158H196ZM10 159H12V160H10ZM172 159H175V160L178 159L177 162L175 161L176 164H180L181 165V163H183V165H181L183 167H181L180 165L176 166V164L174 163V160H172ZM191 159L192 160L194 159L193 164H195V166L191 165L192 164V163H190V162H192ZM199 159L201 160V163H199V161H198ZM140 160H141V158H140ZM187 160H189V161H187ZM218 160H220V162L222 163L221 155L219 156ZM86 161H89L88 163L93 164L92 160H86ZM169 161L171 162V164H173V163L174 164L171 165ZM178 161L181 162V163H178ZM242 161H244V163H246V162L248 163V164L246 163L247 166L248 165L250 166V167H247L248 170L250 171V173L252 172L254 174V179L257 180V182H259V180L261 178V174H260V171L255 167V163H253L254 161L246 160V159H242ZM5 162H6V165H8V166L5 165L6 169H4ZM53 163L56 164L57 166L60 165L59 161H53ZM157 163H159V164L157 165ZM197 164H199L200 166H198ZM15 165H17V166H15ZM117 166H120V167H117ZM122 166H124V167L122 168ZM162 166L164 168L165 167L166 168L164 169ZM212 166L215 167L214 169L212 168V170H213L212 172H214V170L216 172V169L219 168L220 171L225 174V171H223L222 169H225L226 166L223 163H222V167L215 166L214 164L211 165V167ZM184 167H186V168L184 169ZM196 167H198V168H196ZM16 168L18 169V171L16 170ZM167 168L172 169V170L168 169L169 170L168 171V170H166ZM250 168H252V169H250ZM142 169H144V168H142ZM142 169H140L138 171H141ZM153 169L154 170L157 169V172L155 173ZM161 169H164V174L166 173L165 170L168 171V173H166L165 177L169 176V178L166 179L165 177H163L164 175H163V171ZM194 169H195V171H196V169H198L199 172L197 170L196 171L197 173H194L193 172ZM180 170H182V171H180ZM15 171H17L19 173L15 172ZM220 171L217 169V172H220ZM13 172H14V174H13ZM159 173H162V174H160V176H159ZM172 173H174V174H172ZM175 173L178 174V175H176ZM20 174L23 175V176H21ZM155 174H156V176H155ZM201 174H203V175H201ZM221 174L219 173V175L221 176V180L219 181V185L223 188V187L226 186L227 181L224 182V180H227V178L224 179L225 176L221 175ZM162 177L165 178L167 181L165 182V179H163ZM178 177H180V179ZM28 179H29V177L27 178V180ZM125 179L128 182L130 181V180H128L129 178H128V176H126V174H125ZM151 179H153L154 182ZM178 180H179V182H178ZM180 180H181V182H180ZM17 181H18V183H16ZM20 181H21V183H20V186H19V182ZM9 182H12V183L10 184ZM93 182L95 184H93ZM132 182L134 184V181H132ZM210 182H211V180H210ZM76 183L80 184V186L83 187V188L79 189V187L77 186ZM165 183H167V184L164 185ZM91 184H93L92 185L93 187L91 186ZM188 184L192 185L191 183H188ZM96 185H98L100 187H98V186L96 187ZM159 185H161L162 187L159 186ZM181 185H183V186L181 187ZM59 186H60V188H59ZM156 186H158V187H156ZM263 186H264V184H263ZM19 187H22V188L20 189ZM107 188H112L113 190L116 189V192L113 193L112 198L109 197L110 195L107 196L106 198H104L105 196H104L103 193H105L104 190L107 189ZM151 188H153V189H151ZM242 188L244 190H246V186L245 185H243ZM54 189H55V192H53ZM56 189L57 190L60 189V190L57 191V193H56ZM90 189H91V191H89ZM92 189L93 190L96 189V190L92 191ZM152 190H153L154 193H152ZM4 192H6V194H4ZM88 192H90V193H88ZM7 194H9V195H7ZM1 196H3L2 198H4V197L5 198L2 199ZM62 197H65L67 200H70V203L64 204ZM89 197H93L97 202L96 203H93V202L90 203V201L88 202V198ZM259 197H262V196L259 194ZM194 198H195L194 200H197V202L199 204L203 203L204 196L198 195V197H194ZM6 200H7V202H6ZM51 200H53V201H51ZM182 200L183 201H181V204L182 203L183 204L186 203V206H187V207L186 206H184V207L181 206V209H183V212L185 211L184 213H191L189 215L194 216L196 207L193 208V204L190 203L189 200L188 201L186 199L185 200L182 199ZM49 201H51V202H49ZM58 201H60V202H58ZM104 201H105V204H104ZM116 201L118 203H116ZM124 201H128V202H126V204L129 203L130 207L133 205V202L131 203V201L129 199L125 200V198H124ZM5 202L6 203L11 202L12 206L9 203V205L11 206L10 208L8 207V205H7V207L3 208L2 204L5 203ZM31 203H33V204L31 205ZM263 203H264V200H263ZM120 204H121V206H120ZM154 204H156V206ZM54 205H55V207H54ZM1 206H2V209H1ZM57 206H59L58 208H61V207L62 208L61 209H56ZM103 206H105L108 209H104ZM126 207L129 208L128 205H126ZM191 208H192V211H191ZM3 209H4V211H3ZM9 209H11V210H9ZM102 209H104V210H102ZM57 210H58V214L56 213ZM136 211H138V210H136ZM68 213H69V215H68ZM76 214H81V216H80L81 221H77V220L71 218V216H74ZM83 214H85V215H83ZM16 215H18V218H16ZM64 216H66L67 218L64 217ZM109 216H111V217H109ZM38 217H40V216H38ZM254 219H255V217H254ZM4 220L5 221L7 220L6 223L4 222ZM10 220H12L13 222L10 221ZM8 221H9V223H7ZM61 221H63V222H61ZM60 222L64 223V224L62 225ZM146 223H144L145 225L143 224L142 225L143 227L141 226L140 228H144V226H146ZM17 224H20V225H17ZM263 227H264V220L262 222H259L257 224V226H254V228H263ZM13 231L14 232L17 231V232L14 233ZM160 232L157 233L158 237L160 238L159 241H161L162 244H164V245L168 246L170 249H172V251H170L172 254L171 253L169 254L170 257H168V260H170V261L173 260L174 262H180L181 264H185L187 261L188 262H192L190 254L188 253L189 252V248L185 249V252H187L186 254L184 252H180L177 249L179 243L182 241V238L180 236L176 237V236H174L172 234L170 235V234H164L165 232H161V233ZM12 233H14L13 236H12ZM248 233L250 235V239L244 240V244H243V245H246V254L248 256H250V257H253V258H262L264 256V231H262V233H260V232H257L256 230L253 229V231H250ZM5 234L9 238L7 236L5 237ZM11 236L14 237V239H12ZM203 237H205V235ZM20 239H22L24 242L22 240H20ZM223 239L226 240L225 243L221 242L220 245L219 244L215 245L214 248L217 247L216 248L217 251L214 254L215 256H211L212 258L211 257L209 258L211 261H213L212 264H228L231 261V257H232V260L235 259V255H234L233 252H232L231 255H229L228 252H227V250L229 248H231L232 246L235 249V242L232 243V241H229V239L227 237H224ZM3 240L7 241V242H4ZM20 241H22V242H20ZM19 242L21 244L22 243H24V244L21 245ZM9 244L11 245L10 247H9ZM181 245H182L183 248H185V246L183 244H181ZM18 246L19 247L21 246V248L19 249ZM26 246H27V244H26ZM253 246H254L255 252H252ZM22 247H24V248L22 249ZM225 248H226V250H225ZM0 251H1V248H0ZM44 252H45V250H44ZM218 252H220V253H218ZM140 254L142 255L141 256V260L142 261H146V262L149 261L148 263L144 262L146 264H153L155 261H157V264H159L158 262H160V260L162 261V258L158 259L157 257L154 258V257H152V256H150L148 254L144 255V256H143L142 253H140ZM19 255H20V257H24V259L23 258H19L18 257ZM136 255L133 256L134 257L133 261L136 264H140V256H138V255L136 256ZM181 255H182V257H181ZM227 255H229V257H227ZM178 257H180V258H178ZM236 258L237 259L234 262H232V264H235V263H237V264H250L248 261L245 262L243 260H242V263H241V261L239 260V257L237 256ZM116 259H117V261H116ZM150 259H152V260H150ZM181 259L183 261H181ZM226 261H228V262H226ZM205 262H207V261H205ZM197 263L198 264H202V262L200 260H198ZM101 264H103V263L101 262Z\"/></svg>",
	"mask_w": 264,
	"mask_h": 264
}]
</instances>
